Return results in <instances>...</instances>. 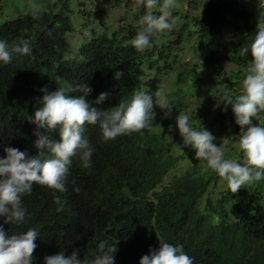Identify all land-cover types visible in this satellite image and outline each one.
I'll list each match as a JSON object with an SVG mask.
<instances>
[{
  "label": "trees",
  "instance_id": "obj_1",
  "mask_svg": "<svg viewBox=\"0 0 264 264\" xmlns=\"http://www.w3.org/2000/svg\"><path fill=\"white\" fill-rule=\"evenodd\" d=\"M196 1L191 0V4ZM67 2L62 0L59 9L27 11L0 24V39L11 45L24 38L32 49L31 56L17 55L10 63H0V157L5 154L4 147L26 150L29 156L36 154V129L25 120V113L34 111L40 87L56 89V77L73 85L87 82L92 89L85 97L90 107L106 110L134 90H158L178 60L186 32L195 35L198 50L214 44L220 27H232L233 33L227 38L223 58L208 54L189 69L187 87H173L169 95L173 109L168 118H163V110L154 104L156 115L150 129L108 141L101 139L98 124H85L83 136L93 148L91 166L82 168L78 157H73L65 193L33 184L31 193L21 198L27 210L25 221L7 224L0 217V226L9 235L30 227L37 229L31 264H43L46 255L57 251L68 256L79 250L78 258L91 259L90 253L96 252L101 241L115 246L114 264H138L149 246L158 247L156 235L170 244L182 245L193 264H264V196L250 193L255 185L264 192V179L235 193L221 189L212 197L213 185L220 178L211 170L202 171L203 164L193 162L165 182L166 175L194 151L182 145L173 119L176 113L184 112L183 93L194 95L200 83L202 91L213 97L224 88L237 94L249 63L247 55H239V49L250 41L264 15L246 10L239 0H202L198 15L186 16L178 30L152 35L150 47L137 52L130 40L147 9H136L135 0H126L133 3L136 23L107 33L90 29L84 20L88 37L72 50L67 38L73 28ZM152 12L159 14L157 9ZM171 14L174 16V8ZM186 26L191 29L186 30ZM225 62L234 68H226ZM101 92L108 93V98L92 104ZM189 117L190 123H200L212 134L214 144L222 137L226 158H240L233 147L239 126L233 122L230 106L217 107L213 120L197 110ZM253 122L264 125V115L258 114ZM214 125L222 126L221 133ZM39 131L58 138L54 130ZM54 196L66 202L64 211H55Z\"/></svg>",
  "mask_w": 264,
  "mask_h": 264
},
{
  "label": "clouds",
  "instance_id": "obj_2",
  "mask_svg": "<svg viewBox=\"0 0 264 264\" xmlns=\"http://www.w3.org/2000/svg\"><path fill=\"white\" fill-rule=\"evenodd\" d=\"M174 6L175 0H135L136 9H147L140 15L139 27L130 40L137 52L150 47L152 35L173 28L176 17L172 16L171 9ZM153 9H157L159 14H153ZM31 54V44L27 39L21 38L11 45L0 39V63H10L17 55ZM239 55H247L249 63L239 80L238 93L233 95L226 88L220 89L213 105V110L221 105L231 108L233 122L239 126L238 139L233 145L240 154L239 159L235 156L226 158L225 149L212 142V134L200 123L198 126L190 123L186 112L176 113L173 118L182 145L194 150V159L203 162L201 170L213 171L232 193L264 179V125L253 122L258 113L264 111V18L256 23L254 35L239 49ZM56 81L54 91H48L47 86L38 89L41 95L35 98L34 111L31 115L25 113V120L36 129L33 133L36 154L29 156L26 150L3 148L5 154L0 157V217H3L4 223L20 224L25 221L27 210L22 206L21 198L31 193L33 184L65 193L73 157H78L82 168L91 166L93 148L83 136L85 124H98L101 139L108 141L118 135L150 129L156 115L154 104L163 110V118H168L173 109L164 85L154 93L134 90L115 106L98 110L90 107L85 99L92 91L87 82L73 85L61 77H56ZM107 98L108 93L101 92L91 103L98 105ZM39 130L44 133L54 130L58 138L52 139ZM73 191L78 192L79 189L73 188ZM53 203L56 212L65 210L66 202L60 196H54ZM37 237L35 228L9 235L0 226V264H31ZM156 237L158 247L153 249L149 246L147 254L139 258L138 264H193L182 245H173L163 237ZM115 250L114 245L101 241L96 246V252L90 253L91 259L78 258L79 250H73L68 256L63 251H57L46 255L43 264H114Z\"/></svg>",
  "mask_w": 264,
  "mask_h": 264
},
{
  "label": "rangeland",
  "instance_id": "obj_3",
  "mask_svg": "<svg viewBox=\"0 0 264 264\" xmlns=\"http://www.w3.org/2000/svg\"><path fill=\"white\" fill-rule=\"evenodd\" d=\"M62 0H3L0 3V24L6 23L18 15L27 11H38L49 8L59 9L62 6ZM240 4L246 10H252L258 15H264V0H239ZM202 0H197L196 3L191 4V0H175L174 17L176 22L173 26L174 30H178L184 23V19L189 15H198L201 12ZM99 8L102 9L99 11ZM67 9L69 10L70 19L73 28L67 33L68 41L72 50L76 49L82 39H87L88 34L84 31L83 22L86 20L90 29L104 30L107 33L127 23H136L133 18L134 6L132 2L123 0L117 3L115 0H68ZM74 9V10H72ZM190 26H186L189 31ZM214 44L206 49L198 50L194 44L195 35L185 33L183 40V47L179 51L178 60L173 67V70L164 78L163 85L167 87L168 95L173 91V87L178 84L180 87H187V81L191 74L189 69L196 64H199L208 54H213L218 58H223L224 47L227 38L232 35V27H220L216 30ZM68 54V53H67ZM67 57V56H66ZM226 68H234L229 62L224 63ZM196 77V76H195ZM202 84L199 83L198 90L194 95L183 93L185 109L184 112L190 114L193 110L205 115L210 120L216 115L217 108L213 110V105L216 103L215 98L210 93H205L201 89ZM258 114H263L261 111ZM217 128V133H221L222 126L214 125ZM221 145L226 149L225 141L222 137H218L217 146ZM201 163L202 161L194 159V151L188 158L181 160L178 168L167 174L165 182H167L172 174L182 172L190 163ZM221 189H226L222 180L219 179L213 185L212 197ZM253 197L264 196V192L259 191L255 186L250 190ZM260 193V194H259Z\"/></svg>",
  "mask_w": 264,
  "mask_h": 264
}]
</instances>
